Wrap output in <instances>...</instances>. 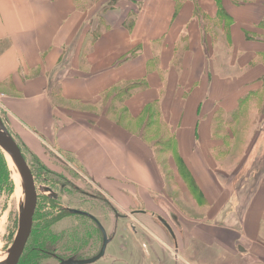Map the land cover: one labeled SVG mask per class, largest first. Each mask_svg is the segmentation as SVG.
Segmentation results:
<instances>
[{
    "label": "crops",
    "instance_id": "obj_1",
    "mask_svg": "<svg viewBox=\"0 0 264 264\" xmlns=\"http://www.w3.org/2000/svg\"><path fill=\"white\" fill-rule=\"evenodd\" d=\"M0 95L27 155L109 203L110 240L120 218L176 264H264V0H0Z\"/></svg>",
    "mask_w": 264,
    "mask_h": 264
},
{
    "label": "rangeland",
    "instance_id": "obj_2",
    "mask_svg": "<svg viewBox=\"0 0 264 264\" xmlns=\"http://www.w3.org/2000/svg\"><path fill=\"white\" fill-rule=\"evenodd\" d=\"M244 115H246L247 118L240 123L239 134L241 138H238V142L235 145L237 148L243 146V142H245L244 140L247 136L254 137L260 131V124L263 126L261 113L254 110L253 106L249 105ZM0 117L2 120L4 119L3 122L8 128V113L1 101ZM153 136L158 135L154 134ZM16 142L18 143L19 141ZM19 143L18 145L20 147L21 143ZM47 148L45 151L49 153V157L51 158L52 164L55 165V168H49L43 163L36 162L33 156L27 155L29 153L27 149H23V155L34 174L35 181L39 187L38 205L41 209L50 207V209L46 210V213L43 214V225L50 226L48 232L52 234L59 233V230H63V233L67 234L64 236V241H71L74 238L75 246L77 244V246L85 248L87 243L90 242V250L87 251L90 252L92 250V253H96L100 244V236L99 231L93 226L91 221L82 217L78 219L79 221H77V223H75L72 218L65 219L63 222H55L59 215V199L65 206L79 207L77 201L82 200L87 202L91 199L88 196L89 194L86 193L87 188H85L90 187L88 186V179H84L86 178L85 176L81 175L82 177H79L71 167H68L69 165L67 166V164H65V159H62L54 149L50 148L49 145ZM257 149L258 152L263 150L264 143H260ZM251 161L252 160L250 159V163ZM254 162L256 169L262 167V159L257 161L253 160L252 164ZM250 163L247 164L245 162L243 164L244 168L247 169ZM13 165L14 164H12L0 149V170L3 172V175L0 174V254L2 255L0 257V262L4 261V254L6 257L15 237L18 228L19 207L25 196L23 183L21 177H19L20 174L18 173L19 175H17V177L15 176L12 168ZM244 174L245 171L243 172V175L240 176V179L243 180L246 177V174ZM240 179L238 182H240ZM80 180H82L83 183L80 182ZM59 184H65V187L60 188ZM79 184H83V186L81 187ZM98 200L99 199H95L97 203H100ZM82 201H80V203H82ZM88 205L89 204L84 203V205L81 206L87 208L86 206ZM96 212H98L97 209ZM38 219V216L35 220L33 218V229L38 228L42 224L39 223L41 221ZM118 220L116 232L112 235L114 237L107 243L103 257L89 264H176L175 260L172 258L173 255L168 249L161 246L157 241H152L151 233L144 231L140 226L133 222L129 225L124 219L119 218ZM132 224L135 228L131 226ZM159 227L160 228L157 227L154 231L157 232V234H160L158 229L163 228V226ZM72 232L74 235H71L72 239H69L68 237ZM161 236L169 241L170 239H173V236L168 233ZM150 238L151 240H149ZM29 240H31V238H29ZM82 248L81 250H84ZM125 249L126 251H123ZM54 262V260H49L48 264H53Z\"/></svg>",
    "mask_w": 264,
    "mask_h": 264
},
{
    "label": "flooded vegetation",
    "instance_id": "obj_3",
    "mask_svg": "<svg viewBox=\"0 0 264 264\" xmlns=\"http://www.w3.org/2000/svg\"><path fill=\"white\" fill-rule=\"evenodd\" d=\"M80 186L82 187L83 185H80ZM59 187L63 188V187H65V184H59ZM85 188H87L86 193L89 194L88 196L91 199L87 202L82 201V200L77 201V203L79 204L78 205L79 207L74 206L75 207L74 208V207H70V206H65L61 203V201L59 199V209H58L59 215H58L57 220L55 222H58V221L63 222V220H65V219L72 218L74 220V222L77 223V221H79L78 219L82 218V217L91 221L93 223V226L96 227L97 230L99 231V236H100L99 237L100 238V240H99L100 244L98 246V250L96 251V253H92V250L90 252H88L90 250V242L87 243V246H85V248L79 247V246H77V244L75 246L74 245L75 239L71 238V235H74L73 232L70 235L68 234L69 235L68 238L72 239V240L71 241H64V236H66L67 234L63 233V230H59V233H55V234L46 232V233H43L41 236H39V233H38L34 240H29V237H30V235H29V237L26 241V244L24 246V249L26 248V245H27V248H26V250L23 249V252H22L21 256L19 257L17 264H48L49 260H54L55 262L53 264H61V262L63 260L89 259V258L95 256L99 252L104 236H106L110 241V238H111L110 234L111 233L108 232V230L106 229V227L104 225V217L103 216H95V214H94L95 208H92L93 207L92 205H94V200L96 198V193L94 191H92L91 188H88V187H85ZM55 197H57V196H55ZM80 201H82V203H80ZM98 202H100V203L104 202V204H106V208L103 205L101 206L102 212H104V210L110 208L109 203H106V201H101V199H99ZM84 203L89 204L88 206H86L87 208H83L81 206V205H84ZM37 207H38V205H37ZM49 209H50V207H45L43 209L40 208L39 214H38V216H39L38 220H40L42 222L43 214L46 213V210H49ZM36 211H37V208H36ZM36 211H35V213H36ZM75 211H81V212L86 213V214L78 213ZM34 216H35V214H34ZM34 216H33V218H34ZM162 219H164V218H162ZM158 220H159V217H158ZM42 229L46 230L47 227L44 226ZM75 231H76V229H75ZM30 234H31V232H30ZM81 248L84 250H81ZM94 251H95V248H94ZM24 252H25V255L23 256ZM104 253H105V251H104Z\"/></svg>",
    "mask_w": 264,
    "mask_h": 264
},
{
    "label": "water",
    "instance_id": "obj_4",
    "mask_svg": "<svg viewBox=\"0 0 264 264\" xmlns=\"http://www.w3.org/2000/svg\"><path fill=\"white\" fill-rule=\"evenodd\" d=\"M0 149L4 152L7 158L12 162V164H14L15 168L18 170L24 187L25 196L23 202H21L19 207L18 228L4 261L0 262V264H17L18 259L23 252L24 246L31 232L33 216L35 214L39 201V187L37 186L35 176L27 160L25 159L19 145L13 138L12 134L9 132L1 117ZM75 212L83 213L81 211ZM172 217L174 219L176 218L174 214H172ZM159 220L162 224H164L165 227H167V229L173 236V232L171 230L170 225L161 217H159ZM108 241L109 239L104 236L99 252L89 259L63 260L61 264L92 263L104 255V251Z\"/></svg>",
    "mask_w": 264,
    "mask_h": 264
},
{
    "label": "trees",
    "instance_id": "obj_5",
    "mask_svg": "<svg viewBox=\"0 0 264 264\" xmlns=\"http://www.w3.org/2000/svg\"><path fill=\"white\" fill-rule=\"evenodd\" d=\"M19 143V142H18ZM17 143V144H18ZM20 144V143H19ZM21 148V151H22V153H23V149H27L24 145H22L21 144V146H20ZM34 158H35V161L36 162H38V163H42L41 161H39L35 156H34ZM44 164V163H43ZM0 174L1 175H3V172H1V170H0ZM39 210H40V206L38 205V208H37V211H36V213H35V216H34V220H35V218L38 216V214H39ZM39 217V216H38ZM40 221V220H39ZM39 223H42L38 228H36V229H33L34 228V225L32 226V230H31V234H30V237L29 238H31V240H34L35 238H36V235L39 233V236H41L43 233H50V232H48V230H49V228H50V226H46V225H43V221L42 222H39ZM34 224V223H33ZM44 226H46L47 227V229L46 230H44V229H42ZM26 248H27V245H26ZM26 248L24 249V250H26ZM32 253V252H31ZM25 255V252L23 253V256Z\"/></svg>",
    "mask_w": 264,
    "mask_h": 264
},
{
    "label": "bare ground",
    "instance_id": "obj_6",
    "mask_svg": "<svg viewBox=\"0 0 264 264\" xmlns=\"http://www.w3.org/2000/svg\"><path fill=\"white\" fill-rule=\"evenodd\" d=\"M9 163H10V162H9ZM12 168H13V172L15 173V176L17 177V175H19V174H18V170L15 168L14 165H13ZM19 177H20V176H19ZM19 177H18V178H19ZM1 256H2V255L0 254V257H1ZM4 258H5V254H4ZM0 261H1V260H0Z\"/></svg>",
    "mask_w": 264,
    "mask_h": 264
}]
</instances>
